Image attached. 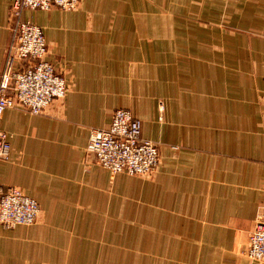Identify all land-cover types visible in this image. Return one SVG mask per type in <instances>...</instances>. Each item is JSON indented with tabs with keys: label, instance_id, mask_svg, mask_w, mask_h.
Masks as SVG:
<instances>
[{
	"label": "crops",
	"instance_id": "1",
	"mask_svg": "<svg viewBox=\"0 0 264 264\" xmlns=\"http://www.w3.org/2000/svg\"><path fill=\"white\" fill-rule=\"evenodd\" d=\"M13 1L0 0V77ZM202 2L24 11L70 89L42 114H4L11 152L0 185L41 212L32 225L0 224V264H264L245 255L264 208V40L239 43L198 23L264 30V0ZM119 107L160 149L147 179L112 174L87 152L91 131L108 129Z\"/></svg>",
	"mask_w": 264,
	"mask_h": 264
},
{
	"label": "built area",
	"instance_id": "2",
	"mask_svg": "<svg viewBox=\"0 0 264 264\" xmlns=\"http://www.w3.org/2000/svg\"><path fill=\"white\" fill-rule=\"evenodd\" d=\"M82 0H14L9 13L10 44L0 77V164L10 156L11 142L3 127L4 114L22 107L42 114L55 100L63 99L70 86L49 57L41 26L24 17L26 10L77 9ZM142 120L129 108H118L108 129L91 131L87 152L111 173L152 175L161 163L158 145L143 137ZM41 212L38 201L11 186L0 185V224L5 227L32 225ZM245 255L264 260V208L249 236Z\"/></svg>",
	"mask_w": 264,
	"mask_h": 264
},
{
	"label": "rangeland",
	"instance_id": "3",
	"mask_svg": "<svg viewBox=\"0 0 264 264\" xmlns=\"http://www.w3.org/2000/svg\"><path fill=\"white\" fill-rule=\"evenodd\" d=\"M212 1L213 0H203V2L201 4L200 3L199 4L201 6H204V7H211ZM218 1H221V2L220 3H216L215 7L221 8L222 10H226L227 4L225 2L227 0H218ZM79 7L77 9H75V10H79ZM62 11H64V10H62ZM69 11H74V10H69ZM198 23H201L202 25L213 26V27H222L223 29L228 30V32H231L232 36H234V39L237 40L239 43H242L243 36L245 38H247L252 43H254L255 40H264V30L260 29V27L257 26L258 24H257L256 21H253L252 25L243 26V25L235 23V25L231 26L230 24H228L229 22L227 21V19H223V20H219V21H216V20L215 21L214 20L211 21L209 19L207 20V19L199 18L198 19ZM220 42H221V38H220ZM225 42H226V38L224 39V43ZM160 106H161L160 109H161V112H162L163 111V107H164L162 102H161ZM119 108H126V107H119ZM116 109H118V108H116ZM129 109H131V108H129ZM115 110H114V112H115ZM95 130H97V129H95ZM101 130H103V129H101ZM153 142H155V141H153ZM112 174H117V173H112ZM149 176L150 175H147V176H135V177H141L143 179H147V178H149ZM257 218H258V216L256 217L255 223L257 221ZM254 226H255V224H254ZM253 229H254V227H253Z\"/></svg>",
	"mask_w": 264,
	"mask_h": 264
}]
</instances>
